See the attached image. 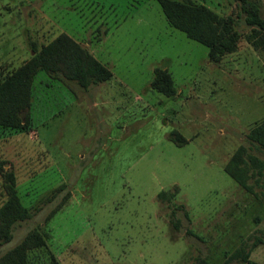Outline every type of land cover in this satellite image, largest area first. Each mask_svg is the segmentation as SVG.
Listing matches in <instances>:
<instances>
[{
    "label": "rangeland",
    "instance_id": "374dc122",
    "mask_svg": "<svg viewBox=\"0 0 264 264\" xmlns=\"http://www.w3.org/2000/svg\"><path fill=\"white\" fill-rule=\"evenodd\" d=\"M188 1L238 19L235 52L213 61L158 0H0V81L63 32L114 74L85 89L41 71L30 131L0 130V207L13 171L33 214L0 256L37 228L46 244L31 264H238L228 259L242 246L264 264V181L251 192L225 171L264 120V49L235 0ZM157 68L176 95L153 88Z\"/></svg>",
    "mask_w": 264,
    "mask_h": 264
},
{
    "label": "trees",
    "instance_id": "16d2710c",
    "mask_svg": "<svg viewBox=\"0 0 264 264\" xmlns=\"http://www.w3.org/2000/svg\"><path fill=\"white\" fill-rule=\"evenodd\" d=\"M167 20L172 26L207 46L209 57L220 61L225 55L235 52L241 39L236 29L238 19L235 16H222L210 7L195 4L188 0H158ZM241 13L246 14V22L252 27L249 40L258 49H264V17L260 5L254 0H235ZM33 56L20 67L6 75L0 81V130L28 132L32 128L30 110L33 104L34 82L39 72L44 71L53 77H64L77 82L88 89L108 81L113 71L81 43L67 33H61L40 49L34 45ZM152 82L153 88L167 96L177 94V86L172 74L163 68H157ZM179 146L187 139L174 131L170 138ZM252 147L241 145L225 166V171L248 191L254 192L255 186L264 181V159L252 149L264 151V120L257 123L248 134ZM4 165H2L3 167ZM254 181V182H252ZM66 188L61 185L48 197L51 201ZM4 189L8 196L0 207V245L11 242L16 224L32 218V212L23 204L17 189V178L13 171L4 172ZM162 194H165L162 192ZM68 193L62 202L50 213L51 219L68 201ZM261 240H258L256 247ZM46 244L44 234L37 228L28 232L17 246L0 256V264H31L29 252ZM251 250L240 247L228 261L239 260L238 264H258L251 259ZM47 264H61L52 256ZM199 264H209L201 260Z\"/></svg>",
    "mask_w": 264,
    "mask_h": 264
}]
</instances>
